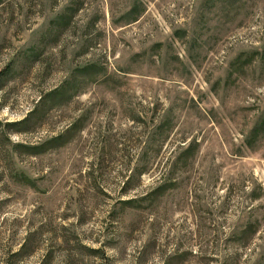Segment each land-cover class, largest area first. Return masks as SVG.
I'll list each match as a JSON object with an SVG mask.
<instances>
[{"label": "rangeland", "instance_id": "374dc122", "mask_svg": "<svg viewBox=\"0 0 264 264\" xmlns=\"http://www.w3.org/2000/svg\"><path fill=\"white\" fill-rule=\"evenodd\" d=\"M0 264H264V0H0Z\"/></svg>", "mask_w": 264, "mask_h": 264}, {"label": "trees", "instance_id": "16d2710c", "mask_svg": "<svg viewBox=\"0 0 264 264\" xmlns=\"http://www.w3.org/2000/svg\"><path fill=\"white\" fill-rule=\"evenodd\" d=\"M7 70H9V68H6L5 72H0V83L4 82V78H5L4 75L6 74Z\"/></svg>", "mask_w": 264, "mask_h": 264}]
</instances>
